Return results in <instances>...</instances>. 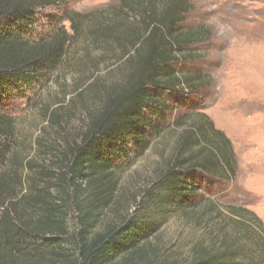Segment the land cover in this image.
<instances>
[{
  "label": "trees",
  "instance_id": "1",
  "mask_svg": "<svg viewBox=\"0 0 264 264\" xmlns=\"http://www.w3.org/2000/svg\"><path fill=\"white\" fill-rule=\"evenodd\" d=\"M64 2L0 0V264H264L260 217L239 206L224 212L203 197V179L225 180L237 169L231 140L205 113L173 121L175 156L157 181L166 210L202 230L186 257L160 256V225L144 207L109 218L122 173L113 158L128 156L130 142L149 146L147 132L157 133L152 118H164L152 109L166 107L161 91L206 82L185 68L202 58L193 47L212 38L210 27L186 24L189 0H120L100 16L65 11L71 31L36 33L39 12ZM83 37L88 46L116 43L129 68L126 82L76 139L44 151L42 162L23 161L8 140L14 124L2 103L46 80ZM57 111L44 108L46 121L54 123Z\"/></svg>",
  "mask_w": 264,
  "mask_h": 264
},
{
  "label": "rangeland",
  "instance_id": "2",
  "mask_svg": "<svg viewBox=\"0 0 264 264\" xmlns=\"http://www.w3.org/2000/svg\"><path fill=\"white\" fill-rule=\"evenodd\" d=\"M189 1L192 10L186 24L210 27L212 38L193 47L202 58L187 64L185 70L200 72L206 82L194 90L161 91L159 97L166 107L152 109L164 118H152L157 133L147 132L149 146L142 149L130 142L128 156L113 158L122 173L109 218L144 207L160 225L154 240L161 244L163 258L184 259L190 243L202 235L190 220L166 210L165 194L157 187L175 156L177 134L171 125L180 115L205 113L233 144L235 174L225 180L205 178L198 182L203 197L224 212L230 206L245 207L264 223V0ZM119 4L120 0H65L58 7L39 12L35 31L46 36L58 27L71 31L65 11L100 16ZM68 49L64 63L46 80L13 93L2 103L3 112L14 124L8 140L23 161L42 162L44 151L76 139L88 119L126 82L129 68L116 43L88 46L83 37ZM92 72L96 77L88 86ZM79 87L81 95L75 92ZM44 108L58 109L54 123L46 121ZM71 225H76L75 218Z\"/></svg>",
  "mask_w": 264,
  "mask_h": 264
}]
</instances>
